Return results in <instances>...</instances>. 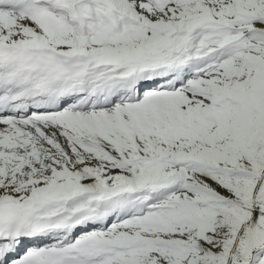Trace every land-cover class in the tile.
<instances>
[{"label": "snow or ice", "instance_id": "obj_1", "mask_svg": "<svg viewBox=\"0 0 264 264\" xmlns=\"http://www.w3.org/2000/svg\"><path fill=\"white\" fill-rule=\"evenodd\" d=\"M0 264H264V0H0Z\"/></svg>", "mask_w": 264, "mask_h": 264}]
</instances>
